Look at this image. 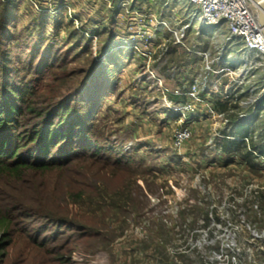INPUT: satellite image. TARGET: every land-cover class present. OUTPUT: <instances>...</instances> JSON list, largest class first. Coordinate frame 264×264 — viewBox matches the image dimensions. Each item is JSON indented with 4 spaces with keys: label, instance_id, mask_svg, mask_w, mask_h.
<instances>
[{
    "label": "rangeland",
    "instance_id": "374dc122",
    "mask_svg": "<svg viewBox=\"0 0 264 264\" xmlns=\"http://www.w3.org/2000/svg\"><path fill=\"white\" fill-rule=\"evenodd\" d=\"M0 53L13 80L43 76L46 93L60 83L40 69L62 59V101L79 97L73 111L93 112L91 138L107 149L35 184L51 207L84 191L70 207L87 236L65 230L43 248L21 234L5 264L264 258V63L225 22L206 24L188 0H0Z\"/></svg>",
    "mask_w": 264,
    "mask_h": 264
},
{
    "label": "trees",
    "instance_id": "16d2710c",
    "mask_svg": "<svg viewBox=\"0 0 264 264\" xmlns=\"http://www.w3.org/2000/svg\"><path fill=\"white\" fill-rule=\"evenodd\" d=\"M61 60L40 69L60 83L55 88L49 84L46 93L45 83L39 85L43 76L28 82L17 74L13 80L17 71L0 53V264L6 263L5 250L21 234L44 248L64 238L65 230L69 238L91 228L82 217L74 216L70 207L86 200L84 191L69 187L62 192L66 206L51 207L48 204L54 198L49 197L48 188H35L45 174L60 169L74 174L80 159L94 161L107 151L91 138L93 112L86 113V118L75 114L78 96L62 101L61 91L73 73H66V63ZM58 71H64L66 80ZM90 74L89 80L94 76ZM100 198L105 201L107 196ZM48 233L57 234L48 237Z\"/></svg>",
    "mask_w": 264,
    "mask_h": 264
},
{
    "label": "built area",
    "instance_id": "2783aa9c",
    "mask_svg": "<svg viewBox=\"0 0 264 264\" xmlns=\"http://www.w3.org/2000/svg\"><path fill=\"white\" fill-rule=\"evenodd\" d=\"M195 5L203 21L209 25L225 22L232 38L240 39L249 52L258 54L264 63V28L251 9V0H188ZM189 129L175 135V145L181 146L189 137ZM213 264H264V258L256 261L241 260L235 256L216 253Z\"/></svg>",
    "mask_w": 264,
    "mask_h": 264
},
{
    "label": "water",
    "instance_id": "95a60500",
    "mask_svg": "<svg viewBox=\"0 0 264 264\" xmlns=\"http://www.w3.org/2000/svg\"><path fill=\"white\" fill-rule=\"evenodd\" d=\"M251 1L261 9L259 15V21L262 27L264 28V0H251Z\"/></svg>",
    "mask_w": 264,
    "mask_h": 264
},
{
    "label": "bare ground",
    "instance_id": "6f19581e",
    "mask_svg": "<svg viewBox=\"0 0 264 264\" xmlns=\"http://www.w3.org/2000/svg\"><path fill=\"white\" fill-rule=\"evenodd\" d=\"M260 11H261V9H260ZM260 14V13H259Z\"/></svg>",
    "mask_w": 264,
    "mask_h": 264
}]
</instances>
